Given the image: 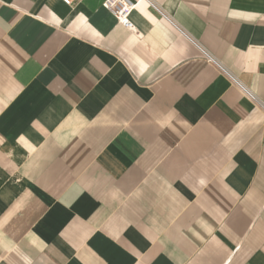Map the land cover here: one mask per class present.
<instances>
[{"label":"crops","instance_id":"obj_1","mask_svg":"<svg viewBox=\"0 0 264 264\" xmlns=\"http://www.w3.org/2000/svg\"><path fill=\"white\" fill-rule=\"evenodd\" d=\"M0 0V264H264V0ZM158 8L171 21L163 18Z\"/></svg>","mask_w":264,"mask_h":264},{"label":"built area","instance_id":"obj_2","mask_svg":"<svg viewBox=\"0 0 264 264\" xmlns=\"http://www.w3.org/2000/svg\"><path fill=\"white\" fill-rule=\"evenodd\" d=\"M63 3L66 5L72 4L75 0H61ZM105 8L110 10L116 21L123 25L124 27L131 29L132 25L129 21V11H130V6L127 4L126 0H107L105 3ZM155 10L167 21L171 23V21L167 18V16L162 13L158 8L153 6ZM172 24V23H171ZM201 54L208 60V62L215 64L222 73H224L231 81L234 83L240 91L246 96V98L252 102L254 105H256L259 109H261L264 112V103L259 101L257 97L251 93L248 89H246L240 82H238L232 75H230L226 70H224L220 65L216 63V61L210 57L203 49H201L199 46L194 44Z\"/></svg>","mask_w":264,"mask_h":264}]
</instances>
